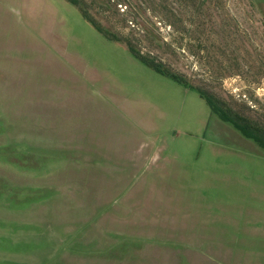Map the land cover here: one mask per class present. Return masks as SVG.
Segmentation results:
<instances>
[{
    "label": "rangeland",
    "instance_id": "obj_1",
    "mask_svg": "<svg viewBox=\"0 0 264 264\" xmlns=\"http://www.w3.org/2000/svg\"><path fill=\"white\" fill-rule=\"evenodd\" d=\"M264 119V0H81ZM0 264H264V149L68 0H0Z\"/></svg>",
    "mask_w": 264,
    "mask_h": 264
},
{
    "label": "trees",
    "instance_id": "obj_2",
    "mask_svg": "<svg viewBox=\"0 0 264 264\" xmlns=\"http://www.w3.org/2000/svg\"><path fill=\"white\" fill-rule=\"evenodd\" d=\"M80 9L83 16L92 23L100 32L104 33L107 37L126 43L130 51L141 62L156 72L167 76L176 82H179L187 87L196 88L201 97H203L212 112L217 114L219 118L227 123L232 124L243 136L256 142L262 149H264V119L260 116L254 115V111L245 105H238L230 99H226L221 95L209 91L208 89L191 84L188 79L171 70L163 62H159L149 56H145L140 51L136 50L132 44L125 42L115 33L109 32L102 23L95 18L87 9L81 0H68Z\"/></svg>",
    "mask_w": 264,
    "mask_h": 264
}]
</instances>
